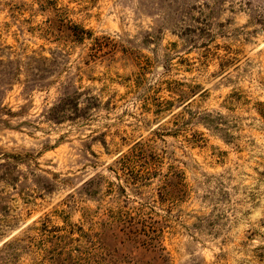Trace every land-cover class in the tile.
<instances>
[{
	"label": "rangeland",
	"instance_id": "rangeland-1",
	"mask_svg": "<svg viewBox=\"0 0 264 264\" xmlns=\"http://www.w3.org/2000/svg\"><path fill=\"white\" fill-rule=\"evenodd\" d=\"M0 264H264V0H0Z\"/></svg>",
	"mask_w": 264,
	"mask_h": 264
}]
</instances>
